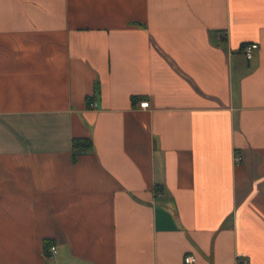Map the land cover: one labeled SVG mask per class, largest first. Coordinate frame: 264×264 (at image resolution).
<instances>
[{
    "label": "crops",
    "instance_id": "crops-1",
    "mask_svg": "<svg viewBox=\"0 0 264 264\" xmlns=\"http://www.w3.org/2000/svg\"><path fill=\"white\" fill-rule=\"evenodd\" d=\"M189 253L264 264V0H0V264Z\"/></svg>",
    "mask_w": 264,
    "mask_h": 264
},
{
    "label": "built area",
    "instance_id": "built-area-1",
    "mask_svg": "<svg viewBox=\"0 0 264 264\" xmlns=\"http://www.w3.org/2000/svg\"><path fill=\"white\" fill-rule=\"evenodd\" d=\"M258 47V44L256 42H250V43H245L241 50L244 54V56L249 59L252 57L253 51L254 49H256ZM139 106L140 107H147L148 106V101L143 100L141 102H139ZM235 159L237 160L238 157H235ZM49 254L50 256H52L55 252H56V248L55 245H50L49 248ZM184 263L185 264H192L195 261V256L191 253L189 254H185L183 257Z\"/></svg>",
    "mask_w": 264,
    "mask_h": 264
},
{
    "label": "trees",
    "instance_id": "trees-1",
    "mask_svg": "<svg viewBox=\"0 0 264 264\" xmlns=\"http://www.w3.org/2000/svg\"><path fill=\"white\" fill-rule=\"evenodd\" d=\"M87 103L91 101L89 97L86 98ZM91 145V140L88 137H77L72 138V147L73 148H87ZM49 244V241H44L43 248L44 251L47 250V245Z\"/></svg>",
    "mask_w": 264,
    "mask_h": 264
}]
</instances>
